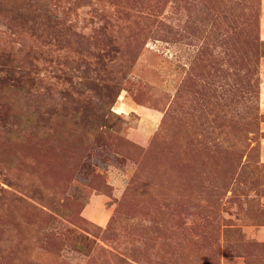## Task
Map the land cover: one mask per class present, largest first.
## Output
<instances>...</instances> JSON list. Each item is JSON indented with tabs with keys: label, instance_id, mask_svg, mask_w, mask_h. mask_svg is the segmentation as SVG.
Masks as SVG:
<instances>
[{
	"label": "rangeland",
	"instance_id": "obj_1",
	"mask_svg": "<svg viewBox=\"0 0 264 264\" xmlns=\"http://www.w3.org/2000/svg\"><path fill=\"white\" fill-rule=\"evenodd\" d=\"M257 34L264 0H0V264H251Z\"/></svg>",
	"mask_w": 264,
	"mask_h": 264
},
{
	"label": "crops",
	"instance_id": "obj_2",
	"mask_svg": "<svg viewBox=\"0 0 264 264\" xmlns=\"http://www.w3.org/2000/svg\"><path fill=\"white\" fill-rule=\"evenodd\" d=\"M260 111L264 114V61L260 64ZM263 130H264V121L262 122ZM264 159V149H262V156ZM251 229L248 231V235L250 239L254 240L255 243L252 242V244H256L255 246H259L258 248H254L253 252L250 256V262L251 264H263L262 258H264V249L260 246H264V225H257V226H249ZM243 262L239 263H233V264H245L244 260ZM232 264V263H231Z\"/></svg>",
	"mask_w": 264,
	"mask_h": 264
},
{
	"label": "trees",
	"instance_id": "obj_3",
	"mask_svg": "<svg viewBox=\"0 0 264 264\" xmlns=\"http://www.w3.org/2000/svg\"><path fill=\"white\" fill-rule=\"evenodd\" d=\"M253 43V46H252ZM249 42L250 46L252 47V50L249 52L248 57H246V64L245 62L242 63V66L245 64L244 68V75L246 77H249L251 81L256 82V86L258 85V92L257 95L259 97V88H260V74L258 71V65L260 64V55L256 54V51L259 47V44L261 43V39L259 38V35H255L253 38V42ZM248 74V75H247Z\"/></svg>",
	"mask_w": 264,
	"mask_h": 264
}]
</instances>
